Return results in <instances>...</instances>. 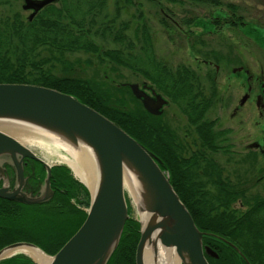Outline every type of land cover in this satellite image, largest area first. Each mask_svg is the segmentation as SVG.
I'll list each match as a JSON object with an SVG mask.
<instances>
[{
  "label": "trees",
  "instance_id": "16d2710c",
  "mask_svg": "<svg viewBox=\"0 0 264 264\" xmlns=\"http://www.w3.org/2000/svg\"><path fill=\"white\" fill-rule=\"evenodd\" d=\"M110 1L61 0L59 5L45 8L31 22L18 11L5 15L0 12V84L41 86L71 95L113 122L162 162L170 184L199 231L231 242L250 264H264V198L255 199L246 213H236L231 209L235 199L219 180L215 182L217 192L214 195L205 192L202 195L200 187L187 182L185 186L191 190L192 197L186 198L180 191L182 171L172 146L173 134L162 122V116L147 113L126 84L118 87L105 81L106 73L101 82L76 73V67L81 63L91 65V59L107 65L113 72L126 68L141 75L191 121L212 105L200 100L205 95L194 70L183 64L171 68L156 58L145 23L135 32L137 44L126 35L129 24L120 21V14L125 7L133 6V1L114 0L111 16L108 12ZM190 1L220 4L216 0ZM233 17L241 20L235 14ZM110 43L116 48H108L106 44ZM74 54L90 58L71 61L69 56ZM211 97H217L216 90ZM52 174L58 192L53 201L26 206L0 200V250L25 242L53 256L81 227L87 213L79 207H89L87 189L73 179L67 168L57 167ZM29 209L38 212L32 224L24 220ZM138 241L139 225L130 217L107 264H135ZM202 241L218 255L217 259L207 256L208 264H245L220 241L207 236ZM4 263L34 264L24 256L10 258Z\"/></svg>",
  "mask_w": 264,
  "mask_h": 264
},
{
  "label": "water",
  "instance_id": "95a60500",
  "mask_svg": "<svg viewBox=\"0 0 264 264\" xmlns=\"http://www.w3.org/2000/svg\"><path fill=\"white\" fill-rule=\"evenodd\" d=\"M59 0H24L22 9L36 13ZM129 89L144 110L152 116L162 114L167 101L155 91L146 94V85L130 84ZM244 102V100L242 101ZM3 125H22L49 132L73 150H86L97 169L95 192L79 180L89 193L86 219L77 232L53 256L37 246L18 242L0 250V262L19 247H32L49 259L48 264H107L118 247L128 214L126 188L128 175H132L138 189V205L130 199L139 225V241L135 250V264H145L147 250L153 258L165 262L166 254L179 264H208L206 256L218 258L210 248L204 247V236L214 238L233 250L245 264H250L231 242L199 231L189 211L181 202L169 182L162 162L126 134L113 122L81 103L73 96L59 91L26 84H0V198L21 204H42L51 199V166L37 157L29 145L7 133ZM60 152L63 150L57 149ZM30 159L43 165L46 176L39 193L23 192V161ZM7 167L14 173V190L5 178ZM129 178V176H128ZM35 264L37 263L32 259ZM173 262V261H172ZM172 264V263H171Z\"/></svg>",
  "mask_w": 264,
  "mask_h": 264
},
{
  "label": "rangeland",
  "instance_id": "374dc122",
  "mask_svg": "<svg viewBox=\"0 0 264 264\" xmlns=\"http://www.w3.org/2000/svg\"><path fill=\"white\" fill-rule=\"evenodd\" d=\"M22 1L14 0L9 8H4V15L18 11L25 19L27 14L21 9ZM113 1H110L108 8L110 16L114 13ZM132 1L133 6L125 7L120 14V21L129 24L126 35L137 44L135 32L145 23L152 39L153 54L158 60L171 68L180 64L188 66L200 74L203 80L204 75L208 79L213 77V67L217 65L220 72L217 76V100L212 110V117L219 118L223 126L232 127L233 139L236 142L248 134L251 135L256 130L254 123L258 118L256 112L249 111L248 126H241L243 120L241 116L234 121L229 119L231 110L239 105V100L245 95L244 72H237L236 75L233 73L239 67L247 68L249 76L254 77L250 86H253L255 93L259 92L258 84V89L255 88L256 80L259 79L258 81L264 84V0H216L220 2L219 6L190 0H178L175 3L169 0ZM227 5H233L234 10ZM233 14L241 18L237 20L233 17L235 25L222 22L224 18L229 20ZM189 20H193L192 23L186 24ZM217 20L219 24L215 25ZM106 46L110 49L116 48V45L111 43ZM89 58L85 54L69 56L71 61H84ZM91 60L93 62L91 65L86 66L85 63H81L79 68L76 67V73L99 82L104 78L103 73H106L105 81L118 87L122 84H126L128 88L130 84H138L141 87L144 82L150 85L141 75L134 74L126 68H119L117 72H113L106 67L107 65L99 64L95 59ZM205 61L212 63L210 66L205 65ZM206 87L212 90L210 84ZM130 104L134 105L132 102ZM162 122L176 134L183 132V119L171 103L163 109ZM260 122L264 125V119ZM29 147L42 156L48 164L64 163L56 154L45 155L37 147ZM59 154L64 153L59 151ZM235 164H238V167L233 172L236 178L241 180L240 162H233V166ZM251 193V196L264 198V181L254 187ZM126 199L130 217L136 218L128 193ZM240 205L237 203L235 207L240 210L245 209ZM37 214L36 210L29 209L24 217L25 222L32 224Z\"/></svg>",
  "mask_w": 264,
  "mask_h": 264
},
{
  "label": "flooded vegetation",
  "instance_id": "af4514ba",
  "mask_svg": "<svg viewBox=\"0 0 264 264\" xmlns=\"http://www.w3.org/2000/svg\"><path fill=\"white\" fill-rule=\"evenodd\" d=\"M13 1L14 0H11V3L9 4L8 0H0V12L3 13V15L4 8H9ZM60 1L61 0L52 5H58L60 4ZM47 7L48 6H46L45 8ZM45 8L36 13V15L31 20H29V16L33 11H24L22 9L23 12L27 14L25 16V20L29 22L33 21ZM222 22L230 23L231 25L235 22V20L232 16L229 20H226V18H224ZM204 63L205 65L210 66L212 62L205 61ZM213 68V77H209L210 79L206 78V75H204L203 80L202 76L196 73L205 95V98H200V100L208 103L210 102V104L212 103V105L210 106V108H208L207 111L203 113V115L196 116L193 121H191L188 116L181 113L177 109L184 122V128L182 130L183 132H178V134H176L171 131V133L173 134L172 146L175 147L176 157L182 171L181 185L183 186L180 187V191L186 198L192 197L190 195L191 190H188V188L185 186V184L188 182L189 184H194L196 187H200L199 189L202 195L204 194V192L208 193L209 195H214L217 192L215 182L219 180L226 186L225 189L230 191V193L232 194L231 197L235 199V201L231 204V209L236 211V213L244 214L250 208L254 200L259 198L250 195L252 194L251 192L253 188L260 185L264 181V125H262L260 122L262 119H264V84L260 83L258 81L259 79H257L255 82V88L258 89L259 87V92L255 93V91L253 90V86H250V82L254 79V77L249 76V71L247 70V68L239 67L237 71L235 70V73H233L232 71V73L235 75L237 74V72H244L246 82L243 85L245 89V95L239 100V105L231 110L229 119L234 121L238 116L243 117L241 126L244 127L248 126L247 115L250 114V110L256 112L258 117L254 122L256 130L251 135L248 134L245 138H241L239 142H236L233 139V131L231 129L232 127L228 128L226 126H223L219 118L212 117V110L213 107H215L217 99L212 98L211 94L213 93V90H216L217 76L220 72V68L217 65H215ZM205 79H207L208 81H206ZM207 83L210 84L212 90L206 87L208 85ZM144 85L150 88L149 90H145L146 94H148L150 97L153 98L151 91H155L157 95H160L167 101V105L170 103L167 98L159 94L152 86L143 83V85L139 87L142 88ZM243 100L244 102H242ZM165 107H163V109ZM159 116H162V114ZM32 151L37 155V157L45 161L44 158L38 155L35 150L32 149ZM234 159L235 161H237V163L240 162L241 180L236 178L235 173L233 172L237 170L238 167V164H235V166H233V162H235ZM223 162H225V164ZM49 165L51 166L50 189L53 191V195L51 199H49V201L51 202L58 193L55 179L52 174L55 168H67L70 171L73 179L77 182H79V180L75 177L71 168L65 163ZM23 175L25 179L23 192L32 194L34 196L37 195L39 193V187L43 183L46 176V171L43 165L39 162L25 158L23 161ZM5 178L8 179L7 183L9 185V189L14 190V173L13 170L9 167H7L6 169ZM3 184L4 180L0 179V188H2ZM0 200L6 199L0 198ZM6 201L17 203L10 200ZM237 203H240V206L245 207V209L240 210L239 208H236L235 205ZM22 205L34 206L39 204ZM79 209L84 212H86L87 210L83 207H79ZM204 247L209 248L206 245H204ZM16 256L24 255L18 254L11 258H14ZM24 257L33 262V260L29 257ZM4 261L0 262V264H5Z\"/></svg>",
  "mask_w": 264,
  "mask_h": 264
},
{
  "label": "bare ground",
  "instance_id": "6f19581e",
  "mask_svg": "<svg viewBox=\"0 0 264 264\" xmlns=\"http://www.w3.org/2000/svg\"><path fill=\"white\" fill-rule=\"evenodd\" d=\"M4 131L11 134L23 144L35 146L43 151L45 155L56 154V156L68 165L75 177L83 182L92 193L95 192L97 183V169H95L94 161L86 150H73L68 145L63 143L55 135L38 128H30L22 125H3ZM57 149L63 150V155L59 154ZM129 176V178H128ZM126 188L134 201L135 208L138 205L137 194L135 189H138L132 175H128ZM24 253L30 256L39 264H48L49 259L40 251L32 247H19L10 250L12 254ZM2 259V258H0ZM173 261V262H172ZM179 264L178 260L171 259L170 254H166L165 262H161L159 258H153L151 251L147 250L145 255V264Z\"/></svg>",
  "mask_w": 264,
  "mask_h": 264
}]
</instances>
